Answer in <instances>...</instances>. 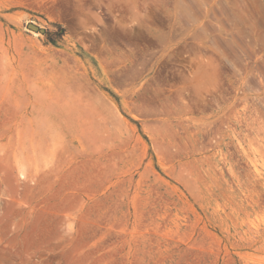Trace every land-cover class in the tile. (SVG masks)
<instances>
[{"label":"rangeland","instance_id":"1","mask_svg":"<svg viewBox=\"0 0 264 264\" xmlns=\"http://www.w3.org/2000/svg\"><path fill=\"white\" fill-rule=\"evenodd\" d=\"M0 264H264V0H0Z\"/></svg>","mask_w":264,"mask_h":264}]
</instances>
